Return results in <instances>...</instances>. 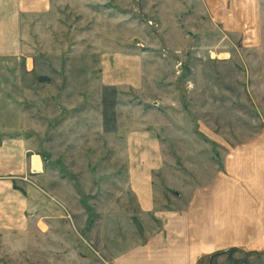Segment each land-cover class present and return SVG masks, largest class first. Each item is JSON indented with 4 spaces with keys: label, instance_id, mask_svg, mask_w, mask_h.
I'll return each mask as SVG.
<instances>
[{
    "label": "rangeland",
    "instance_id": "374dc122",
    "mask_svg": "<svg viewBox=\"0 0 264 264\" xmlns=\"http://www.w3.org/2000/svg\"><path fill=\"white\" fill-rule=\"evenodd\" d=\"M48 4L0 61V131L41 163L2 193L0 264H99L264 129V0Z\"/></svg>",
    "mask_w": 264,
    "mask_h": 264
},
{
    "label": "crops",
    "instance_id": "0c3cea01",
    "mask_svg": "<svg viewBox=\"0 0 264 264\" xmlns=\"http://www.w3.org/2000/svg\"><path fill=\"white\" fill-rule=\"evenodd\" d=\"M44 1L0 0V61L22 56L25 19L33 11L45 12L50 0ZM9 135L0 131V198L15 193L16 176L41 165L38 156L28 158L24 139ZM221 164L212 181L190 184L193 193L180 211H156L155 229L105 252L99 264H214L213 259L237 249L264 256V129L226 151ZM143 202L144 211L152 208L150 201Z\"/></svg>",
    "mask_w": 264,
    "mask_h": 264
}]
</instances>
